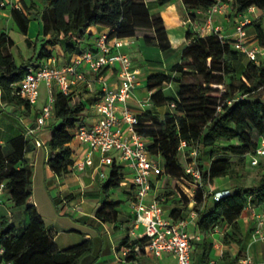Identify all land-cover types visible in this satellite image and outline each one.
<instances>
[{
	"label": "trees",
	"instance_id": "trees-1",
	"mask_svg": "<svg viewBox=\"0 0 264 264\" xmlns=\"http://www.w3.org/2000/svg\"><path fill=\"white\" fill-rule=\"evenodd\" d=\"M163 8L174 0H155ZM189 19L196 18L198 11H207L217 0H181ZM228 1V0H223ZM31 5L18 1V8L11 9V18L19 33L27 36L31 17L40 21L45 43L35 46L34 55L25 60L19 51L20 63L11 52L16 44L8 33H0V99L5 97L9 105L25 107V114L31 111V104L19 98L12 85L24 79L29 65H43L54 58L53 48L67 44V51L73 52L70 42L94 33L98 27L110 29L109 40L142 39L147 47L168 52L172 45L167 27L160 14L152 13L147 0H36ZM231 10L236 15L246 14L251 7L264 11V0H232ZM254 26L256 38L264 47V30L257 22ZM186 39L191 41L182 52L180 63L171 68L168 76L162 73L147 78L146 88L153 92L152 107L139 115L138 133L147 138L149 152L164 161L165 172L170 176L165 196L176 195L178 181L189 176L181 162L180 152L185 148L198 150L199 168L203 184L218 179L236 178L229 196L216 202L213 197L198 190L194 209L198 213L197 230L209 234L216 228L224 231L221 242L225 245H242L243 233L240 220L245 218L249 208L264 205V162L260 179L250 186L238 181L233 159L250 162L252 154L264 137V61H248L241 76L238 90L234 89L236 64L243 59V53L235 50L232 42L221 39L217 34L201 36L189 30ZM26 43L31 41L26 38ZM195 81L190 82L189 79ZM179 88L175 99L166 98L163 88L172 83ZM224 89V90H223ZM261 91V97L256 94ZM54 116L60 124L54 128L48 144L51 156L49 168L57 176L73 171L74 160L70 144L76 139L77 124L84 122L87 105L81 95L54 93ZM169 102L174 104L171 112L164 116L157 111ZM1 113V110H0ZM186 146L181 149L182 143ZM28 140L20 135L5 145L0 142V181L6 183V192L13 204L24 208L29 223L23 231L3 217L0 219V246L5 253L0 264H80L93 251L90 240L83 241L67 250H59L52 241L47 226L34 204L31 171L25 165ZM209 151L211 163L208 169L202 162L203 152ZM124 169L116 164L110 176L102 185L104 197L97 217L104 223L112 222L119 202L110 200V192L122 187ZM203 206L201 209L200 207ZM189 213L188 201L171 209V217L181 219ZM225 225V227H223ZM146 239H140L144 244ZM207 252L210 248H206ZM228 262H230L228 260ZM234 264L235 262H230Z\"/></svg>",
	"mask_w": 264,
	"mask_h": 264
},
{
	"label": "crops",
	"instance_id": "crops-1",
	"mask_svg": "<svg viewBox=\"0 0 264 264\" xmlns=\"http://www.w3.org/2000/svg\"><path fill=\"white\" fill-rule=\"evenodd\" d=\"M19 1V0H17ZM25 1V0H24ZM26 2V1H25ZM27 3V2H26ZM150 6H156L157 14H160L164 19L167 27L168 37L172 48L168 52L158 53L156 61H145L134 59L136 68L140 71V83L135 87L131 100L128 103L131 111L137 115L144 113L146 110L141 108V104L150 99L153 92H149L146 88L147 78L152 74L162 73L168 76H176L171 73V68L180 63L183 50L191 44V41L186 39L187 32L191 29L198 34H202V30L206 27L208 21V10L198 11L196 18L188 21H181L180 14L175 9V4L182 6L181 0H174L167 6L158 7L155 0H147ZM28 4V3H27ZM9 15L11 18V9L0 8V15ZM155 14V13H154ZM242 15H236L230 20V17L218 16L213 19L215 27L222 28V34L225 37H233L236 22ZM250 17L251 20L257 22L264 30V11L256 9L254 13L247 12L244 14ZM12 20V18H11ZM13 21V20H12ZM181 22L183 24H181ZM31 25V24H30ZM2 28V27H0ZM2 31V30H0ZM4 33V31H2ZM247 32L251 41V46L258 45L259 40L256 38L255 27L247 28ZM110 29L98 27L94 33H88L82 39L72 40L70 44L74 45L73 52L67 51V44L53 48L54 58L57 61L59 68H64L69 65L77 56L86 52L97 50V39L101 35H109ZM125 43L121 48H113V53L127 54L131 50H156L152 47H147L142 39L131 38L123 40ZM176 41V42H175ZM178 51V55L177 52ZM173 54V56H172ZM172 57H169V56ZM174 55L176 58H173ZM247 56L244 54L243 59ZM264 61V56L260 57ZM121 63H117L114 67L105 68L100 75L92 72L89 66L82 68L86 75L87 82H79L72 87V95H81L87 105V110L84 113V123L92 124L95 119L93 112V104L102 96V84L99 78L102 77L110 86L117 87L119 83V72ZM145 70L152 73L145 75ZM144 75V76H143ZM91 85L88 86V83ZM179 84L172 82L163 88V93L170 100L175 99L178 92ZM171 89V91H169ZM47 100H44L41 105L39 101L36 105L31 106V111L28 115L25 114V107L16 108L9 105L7 99H0V142L5 145L7 141L16 137L24 136L28 140V146L25 154V165L31 171V181L33 195L31 202L36 206L38 212L42 216L52 241L59 250H67L79 245L83 241L90 240L93 245L91 254L84 257L80 264H124L123 251L130 244L140 241L141 234L144 228L137 225L135 216L131 212L130 201L133 197L132 176L133 171L129 168H124L125 179L120 189L110 192V200L119 202V207L116 208L117 216L112 222L104 223L97 217V212L102 206L103 195L102 185L107 182L108 178L103 180L99 177L97 169H88L84 172L72 171L65 176H57L48 166V160L51 156L48 144L52 138L53 130L60 124V121L54 116L48 123L40 128L35 135H28L29 129L37 127V119L46 105ZM171 102L160 108L157 112L162 116L164 113L171 112ZM40 142L41 145H38ZM148 142H150L148 140ZM73 154L74 163L83 158L88 150L86 145L79 143L75 139L70 144ZM206 151V150H205ZM155 158L161 159L159 156ZM96 165L99 163V157H96ZM110 176L111 169H106ZM130 181V187H127V182ZM129 185V184H128ZM158 192H161V186ZM233 190L231 187H224L223 190ZM120 198L117 197V192H120ZM124 197V198H123ZM121 201H125L122 203ZM127 206V207H126ZM18 213L13 214L19 221H15L14 217H6L11 224L16 226L18 231H23L28 223L29 218L24 208H21ZM128 211V213H127ZM253 211L264 214V205L248 209L247 216L240 220V225L243 233V243L225 245L220 242L221 237H208L204 242L195 244L192 251L193 264H231L237 262L246 255L252 256L256 264H264V244L253 243L252 232L255 223L252 219ZM24 212V215H23ZM0 214L2 211L0 210ZM18 215V216H17ZM130 216V218L128 217ZM3 216L0 217V219ZM131 219V222L127 220ZM19 222V223H17ZM197 230L195 226H192ZM206 248H210L207 252ZM150 254L144 250L141 261L151 260ZM228 260L230 262H228ZM173 258L167 257L165 263H172Z\"/></svg>",
	"mask_w": 264,
	"mask_h": 264
},
{
	"label": "built area",
	"instance_id": "built-area-1",
	"mask_svg": "<svg viewBox=\"0 0 264 264\" xmlns=\"http://www.w3.org/2000/svg\"><path fill=\"white\" fill-rule=\"evenodd\" d=\"M230 1L232 0H217L208 9L207 25L202 30L201 36L217 34L221 39L230 40L235 50L245 54L250 61L259 63L260 57L264 56V49L258 45L251 46L247 32V26L253 22L250 17H245L244 14L241 16L236 22L232 38L225 37L222 34V28L213 25L214 18L230 11ZM8 7L18 8V1L0 0V8ZM256 9L251 7L247 12L254 13ZM96 44L97 50L77 56L64 68L57 66L55 58L43 65H29L24 79L12 85L15 94L31 105H36L39 101L41 83L45 82L47 87V103L37 119V127L29 129L28 135H35L54 117L55 91L70 95L73 86L79 82H87L82 68L89 66L94 74L100 75L105 68L114 67L118 62L121 63L117 87H112L102 77L99 78L102 84V96L93 104L95 119L92 124L87 125L84 122L77 124L76 139L80 144L86 145L88 150L83 158L74 163L72 169L77 172L97 169L99 177L103 180L109 178L106 169L112 170L115 164L133 171V197L130 201V208L135 216L136 224L144 228L140 239H146V241L144 244H130L124 249L122 254L124 264H193L194 245L204 242L210 236L222 237L224 231L216 228L211 233L205 234L194 230L192 226L196 227L198 221V213L195 211L179 220L171 217V210L166 202L168 199L175 198L176 195L163 197L158 192L159 186L164 188L170 176L165 172L164 161L160 162V159H156L149 152L148 139L137 131L139 115L133 113L128 106L135 87L141 81L140 71L136 68L131 56L113 53L112 50L128 43H125L123 39L109 40L108 35H101ZM90 85L91 82L88 83V86ZM151 107L150 99L141 104L143 109ZM171 107L173 108L174 104ZM38 145H41L40 142ZM185 146L186 143L183 142L181 149ZM97 156L99 157L98 165L95 163ZM249 156L252 166H258L260 161L264 160V137L261 138L257 149ZM198 157V150H193L191 152L193 160L185 168V173L190 179L183 177L178 181L181 192L194 203L197 192L196 195L189 196L182 188L186 183L189 186L190 184L199 185V190H204ZM5 192L6 183L0 181V204ZM205 193L218 202L229 196L231 191L205 190ZM177 195L181 196L180 191ZM252 219L255 223L252 232L253 243H264V214L253 211ZM144 250L150 254L151 260L141 261ZM4 253L5 249L0 246V257ZM167 257L173 258V262L165 263ZM234 264H256V262L248 254Z\"/></svg>",
	"mask_w": 264,
	"mask_h": 264
},
{
	"label": "rangeland",
	"instance_id": "rangeland-1",
	"mask_svg": "<svg viewBox=\"0 0 264 264\" xmlns=\"http://www.w3.org/2000/svg\"><path fill=\"white\" fill-rule=\"evenodd\" d=\"M25 1L29 5H31V3H32L31 2L32 0H25ZM36 1L41 3L40 0H36ZM16 2H17V0H16ZM174 6H175V9L180 14L181 21L182 22L188 21L189 20V14H188L187 10H185L182 6H179L178 4H175ZM150 9H151L152 13H156V11H153V10L157 9V7L156 6H150ZM221 16L222 17H230V20H231L234 18V16H236V14L230 8V11L228 13L221 15ZM182 22H181V24H183ZM0 27H2V28H0V30L4 31L5 33H8L13 38L16 46L11 48V52L15 56L18 63L21 62L20 58H19V51L22 52L24 59L27 61L34 55L35 46H37L38 48H41V46L45 43V40L47 39L43 35L42 25H41L40 21L35 19L34 15H32V17H31V25H30L29 33L27 36H23L21 33H19L18 29L16 28L14 22L11 20L9 15H4V14L0 15ZM2 31H0V33H2ZM26 38H28L31 41L30 45L26 43V41H25ZM155 49L156 50H131L130 52H127V55L131 56L132 60H134V59L143 60L142 56H141V55H143V57L145 58V61H156L158 56H159L158 53L160 50H158L157 48H155ZM175 52H177V55H178V51H175ZM172 56H173V54H172ZM172 56L170 55L169 57H172ZM176 56L174 55L173 58H176ZM248 61H249V59L246 57L245 59H242L241 62L236 64V74L237 75H236V79L234 80V84H233L234 89L236 91L238 90V88L240 86V82H241L240 78L245 71V66H246ZM144 72H145L146 76L149 73H152L148 70H145ZM189 81L193 82V81H195V79L190 78ZM39 90H40L39 105H41L44 100L48 99V92H47V87L45 85V82L41 83ZM169 91H171V89H169ZM256 96L261 97V91H258ZM201 157H202L203 165L205 166L206 169H208L210 166V163H211L209 151L203 152ZM157 158L158 157H156V159ZM198 158H200V155ZM180 159H181V162L183 163V165L185 167H187L189 165V163H191L193 160L191 158V151L187 148L182 150L180 152ZM159 161L162 162L161 159ZM263 162H264V160H263ZM233 164H234L235 170L237 172L238 181L241 183H244L246 186H250V185L254 184L256 181H258L260 179L262 172H263V167H261V168L260 167H254L248 163V160H247V162H246V160L244 162H240V161H238V158H234ZM235 179L230 178V177L224 178V179H218L211 184H207V185L204 184L203 188L206 191L212 190L214 192L220 191L224 187H231L232 188L233 185L235 184ZM169 182H170V180L167 182V184H165L164 188H161L162 190H161L160 194L163 197L165 196L164 195L165 190H166V187H167ZM127 183L129 184V185L126 184L127 187H130L131 186L130 181H128ZM178 186H179V184H178ZM199 188H200L199 185L194 186V184H190V186H189L185 183V186L182 189L189 196H192V194L196 195V192L198 193ZM201 190H203V189H201ZM179 191L181 193V196L176 194L175 198L173 197L172 199H168L166 202V205H168L170 207V210L173 207H180L181 205L187 203V201H188L189 213L192 211H195L197 213V211L194 209V207L196 205V201L194 203L191 200H189L187 198V196H185V194H183V192H181L180 187H179ZM117 194L118 195L116 198H120L121 197L120 196L121 191L117 192ZM121 202L124 203L125 201H121ZM203 206L204 205H202L200 208L202 209ZM0 210L2 211V214H0V217L1 216H3V217L6 216L9 218L14 217L13 219H15V221H19V220H17V218H15V216H13V214L16 215V213H18V211L22 210V209L16 207L13 204L12 200L10 199V195L7 192H5V194L2 196V203L0 204ZM127 213H128V211H127ZM23 215H24V212H23ZM184 216L187 217V215H184ZM128 217L130 218V216H128ZM127 222H131V219L127 220ZM17 223H19V222H17ZM223 227H225V225H223ZM220 242H221V240H220Z\"/></svg>",
	"mask_w": 264,
	"mask_h": 264
},
{
	"label": "water",
	"instance_id": "water-1",
	"mask_svg": "<svg viewBox=\"0 0 264 264\" xmlns=\"http://www.w3.org/2000/svg\"><path fill=\"white\" fill-rule=\"evenodd\" d=\"M31 204H33V203L31 202Z\"/></svg>",
	"mask_w": 264,
	"mask_h": 264
}]
</instances>
